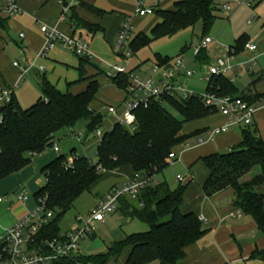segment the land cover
I'll use <instances>...</instances> for the list:
<instances>
[{"label":"trees","instance_id":"1","mask_svg":"<svg viewBox=\"0 0 264 264\" xmlns=\"http://www.w3.org/2000/svg\"><path fill=\"white\" fill-rule=\"evenodd\" d=\"M83 6L102 14L95 7ZM215 10L212 0H177L170 9L155 8L154 14L159 21L151 28L149 36L143 32L135 35L129 44L131 55L152 40L172 36L198 22L207 31L216 19ZM5 20L0 19V28H5ZM69 21L74 29L83 28L90 34L100 30L99 26L77 17L72 8ZM247 42L245 37H241L230 50L238 53L244 50ZM155 58V62L161 65H169L172 61L159 54ZM195 59L206 62L204 48L197 49ZM85 64L96 69L94 76H85ZM77 69L78 80L88 81L81 92H61L42 77L41 95L31 106L22 108L12 96L11 102L0 109V180L26 166L34 155L52 148L55 134L61 129L74 128L82 122L83 136L97 138L94 150L96 163H92L89 157L73 154L68 164L64 155H59L42 168L44 185L35 192L34 198L36 202L43 201L52 217L38 230L33 240L34 247L42 241L60 237L59 222L82 192L89 190L108 172L129 166L132 175L153 176V182L140 191L137 200L120 199L119 209L129 218L145 223L148 229L126 235L122 240L111 243L102 253L83 255L78 250L73 256L61 258L55 264H107L110 259L123 255L124 250L127 253L123 264H176L183 258L185 248L200 240L207 229L198 215L181 211L187 184L179 182L175 188H170L167 181L157 182L154 176L170 166L167 157L175 146L201 134V131L181 134L183 123L213 114V110L205 105L203 94L194 93L187 98L164 97L161 103L152 101L146 108H137L133 128L115 123L110 129L102 130L104 115L92 110L90 103L101 87L93 77L104 71L83 56L79 57ZM109 79L121 91L128 84L127 75L123 73H113ZM205 93L219 97L241 96L249 103L259 97L239 91L225 74L209 76ZM166 106L173 107L180 119L168 112ZM250 125L244 126L241 142L229 151L200 158L208 170L201 189L203 195L210 198L231 188L234 205L250 216L264 234V194L253 190L254 186L264 183V139L247 128ZM98 129L102 130L101 137L95 135ZM256 167L260 173L242 181Z\"/></svg>","mask_w":264,"mask_h":264},{"label":"crops","instance_id":"2","mask_svg":"<svg viewBox=\"0 0 264 264\" xmlns=\"http://www.w3.org/2000/svg\"><path fill=\"white\" fill-rule=\"evenodd\" d=\"M175 1L177 0H157L155 8L170 9ZM17 5L18 11L5 20L4 29L0 28V86L13 88V96H15L14 87L18 81L20 69L14 67L13 64H8L12 71L11 75L3 66V63L8 61L4 49L11 41L16 44L20 54L25 59V66L22 67H30L27 73L30 71L36 75L43 73L41 78L45 77L61 92L70 91L76 94L86 88L88 81L78 80V69L58 59V54L54 52V49L59 45L53 47L52 51L51 49L49 52L47 51L45 57H37L38 52L45 43L44 34L40 30L41 26L44 25L54 28L65 37L78 38L86 42L90 55L88 59L98 65L100 69L102 64L106 66V72L101 69L104 73L93 77V79L104 83L106 87L102 90L103 96L115 100V103L105 105L104 102L99 104V101H95V103L92 101L90 108L94 111L101 112L100 109H105L107 113L106 107L108 105H120L123 102L124 92L117 89L107 76V72L113 64L122 65L140 75L149 73V67L153 62L144 63L132 58V55L125 60L114 53V41L117 32L126 19L131 20L133 27L132 39L140 32L149 36L151 28L159 21L155 14L146 16L135 14L136 0H77L70 5L63 18L61 17L62 5L60 0H17ZM83 5L95 7L102 14L94 13ZM70 8L73 9L77 17L91 25L99 26L100 30L90 34L83 28L74 29L69 21ZM147 16L150 17L146 21L144 19ZM10 33L17 36L20 41L13 40L9 36ZM261 41L260 45L254 41H248L256 46L254 51L244 49L249 54L248 60L254 58V61L248 63V84L245 89L240 91H245L250 96H259L252 102L256 110L252 117V123L247 128H250L257 136L264 139V38ZM233 45L228 46L226 51L230 50ZM230 51L232 58L234 53L233 50ZM118 57L123 62L122 64L117 62ZM218 59H216V62ZM231 64L233 65V69L229 71L231 74L225 75L236 85L237 73L246 63L233 64L231 62ZM39 66H43L44 69L41 71ZM47 69L52 72L46 74ZM84 69L87 75L92 74L91 76H94L96 74V71H93L89 65L85 64ZM54 71H57L56 76L53 75ZM184 79H186L185 76L179 78L181 82ZM79 82L81 84L76 85ZM68 84L70 85L68 86ZM95 104L98 105L97 108H95ZM226 122L227 118L220 113H213L185 122L182 125L181 134H190L194 131H201V134L193 136L173 148V151L180 155L179 160L173 165L179 163L184 169V172L175 174V183H179L176 176L182 175L184 178L182 183L188 185L184 192L181 211L183 213L193 212L199 218L202 217L203 220L201 221L207 229L206 234L200 240L185 248L183 258L176 264H264V234L257 229L250 216L242 213L234 205L233 190L226 188L210 198H206L202 193L201 187L207 178L208 170L200 161V158L217 152L229 151L241 142V132L244 126H232L228 131L207 139L205 134L207 129L223 125ZM113 123L114 117L109 114V122L104 130L110 129ZM74 128L67 130L70 131ZM199 137L203 138V142L198 143ZM54 141L55 137L49 155L42 157L44 152L34 155L26 166L0 180V197H2L0 202V236L8 226L34 209L36 205L34 194L44 185V181L43 184L39 182L40 173L38 169L42 170L46 164L57 158L59 156L57 154L60 153V149ZM55 145L58 150L54 149ZM108 173L120 180L119 183L110 187L114 188L123 186L131 177L133 171L129 166H123ZM259 173L260 169L259 171L253 169L243 179L247 181ZM154 178L157 182L166 181L165 178L163 180L158 179L157 175ZM253 190L257 194H264V183L254 186ZM19 193L24 195L23 200L18 199ZM94 236L95 234L90 239H93ZM126 253L122 255L119 264L124 263Z\"/></svg>","mask_w":264,"mask_h":264},{"label":"built area","instance_id":"3","mask_svg":"<svg viewBox=\"0 0 264 264\" xmlns=\"http://www.w3.org/2000/svg\"><path fill=\"white\" fill-rule=\"evenodd\" d=\"M77 0H60L62 5V18L66 11ZM261 0H245L244 3L252 6ZM225 11H230L229 4H223L221 7ZM154 9L145 6V0H136L135 14L146 16L154 14ZM18 11L17 0H0V19H8ZM41 32L44 34L45 43L38 52L37 57H45L47 51L58 44L63 45L66 49L79 54L85 58H90L87 43L78 38L65 37L54 28L41 26ZM22 36V34H20ZM133 36V27L130 19H126L120 26L116 39L114 41V53L120 55L123 59L131 56L129 44ZM213 40L206 36L199 44V48H204ZM244 49L254 51L256 46L252 43H245ZM231 51L227 50L225 60L218 59L214 65L208 70L209 76L216 74H224L233 69L231 64ZM254 58L248 63H253ZM13 66L20 69L18 80L23 74H26L30 67H22L19 62L14 61ZM42 71L43 66H39ZM113 73H123L127 75L128 84L124 88V99L120 105H108L106 111L114 117V123L122 124L128 128H133L136 123L135 110L139 107L146 108L152 101L161 103L164 97L187 98L194 94L188 88L182 85L179 80L183 76H192L195 72L188 66V63L181 56L176 57L169 65H161L153 62L149 67L147 75H140L131 72L122 65L113 64L107 72L109 77ZM13 96V88L0 86V109L11 102ZM202 99L206 106L213 110V113H220L227 118V122L223 125L212 127L205 132L207 139H211L215 135L228 131L232 126H247L252 123V117L256 110L252 103L241 96H225L219 97L213 93H205ZM97 137H101L102 130L95 132ZM78 138L83 136V132L77 134ZM203 142V138L199 137L198 143ZM187 146V145H186ZM55 150L58 147L54 146ZM180 155L171 151L168 154V162L170 165L175 164L179 160ZM72 158L67 159V163H71ZM176 179L182 183L184 178L177 175ZM153 182V176L142 177L139 174H133L126 183L121 187H114L100 197L94 207L88 213L89 217L77 219L75 224L69 231L61 233L59 238L42 241L34 247L33 240L38 230L52 217V212L46 210L42 200L36 202L32 211L24 217L16 220L12 225L8 226L0 236V264H55L61 258H69L73 256L79 248L82 241L90 239L94 234V223L104 221L106 213L115 212L119 205L120 199L123 197L137 200L141 190ZM19 200L24 199V195L19 193ZM2 197H0V202ZM203 220L202 217L199 218ZM83 264V263H77Z\"/></svg>","mask_w":264,"mask_h":264},{"label":"rangeland","instance_id":"4","mask_svg":"<svg viewBox=\"0 0 264 264\" xmlns=\"http://www.w3.org/2000/svg\"><path fill=\"white\" fill-rule=\"evenodd\" d=\"M244 1L245 0H212V3L216 8V19L207 31H204L201 22H198L194 27L181 30L172 36L150 41L148 45L141 47L135 52V55L132 54V58H136L144 63H149L155 62V55L157 54L162 57H168L172 60L181 56L189 64L188 66L195 72L192 76H185L186 79L181 82L182 85L186 86L188 90L194 93L204 94L209 77V67L216 62V59L218 58L223 60L226 59V49L228 46L234 44L235 41L241 37H245L247 41H254L256 44L260 45L262 38H264V0L256 2L252 6L246 5ZM156 2L157 0H145V6L155 8ZM223 4H229L231 10H223L221 8ZM149 17L150 16H147L144 20L147 21ZM16 35H18V33H16ZM9 36L13 38V40H17V42L20 41L19 38L12 33H10ZM206 36L210 37L214 42L205 48V56L207 59L206 62H201L195 59V55L201 40ZM58 45L59 47L54 49V52L58 54V59L77 68L80 55L66 49L60 44ZM4 54L8 61H5L3 66L9 74L12 75V71L8 64L12 65V62L17 61L21 66H25V59L20 54L19 48L13 41L6 46ZM248 58L249 54L244 50L234 53L231 58L233 64L242 62L246 63L239 69L236 76V87L239 91L245 89L248 84ZM117 59V62L121 64L123 63L120 57ZM100 67L106 72V66L102 64ZM90 68H92L93 71H96L94 67L90 66ZM51 72L50 69L46 70V74ZM85 73L86 77H92V74L87 75L86 71ZM42 74L43 73H39L36 75L34 72L30 71L27 74H23L21 79L15 84L14 93L22 108L31 106L41 95L40 82ZM224 74H231V72L228 71ZM53 75L56 76L57 71H54ZM80 84L81 83L79 82L76 85ZM100 84V90L98 91L95 100H93V103H95V101H99V104L104 102L105 105L115 103V100L103 96L102 90L106 86H104L103 82H100ZM95 106V108H97L98 105L95 104ZM165 108L173 116L180 119V115L173 107L166 106ZM100 111L104 115L103 126L101 128L104 130L109 122V114L105 112V109H100ZM83 131L85 132L82 122H79L73 130H59L55 134L54 141L60 149V153L57 155H64V157L68 159L71 158L73 154H77L89 157L92 163H96L97 157L94 150L97 145V138L92 135H84L78 138L77 134ZM51 149L52 148H46L43 150L42 152L44 153L42 157L49 155ZM254 169H258L259 171V167ZM38 171L40 173L39 182L40 184H43L44 176L42 170L39 168ZM178 172H184V169L179 163L169 166L156 175L160 180L165 178L170 188H175L177 186L175 183V174ZM119 181L120 180L115 178L114 175L107 173L97 180L89 190L82 192L75 199L70 209L61 218L59 222L60 231L62 233L69 231L75 224H77V219L80 217L87 219L89 217L88 213L94 207L97 200L106 193L113 184L119 183ZM242 181H244V179ZM93 227L95 234L94 238L82 241L78 248L79 253L83 255L102 253L106 250L107 246L113 242L122 240L126 235L143 232L148 229V226L145 223L135 218H129L121 212L120 209L115 212L106 213L104 215V221L94 223ZM124 253L125 250L123 251V254ZM121 258L122 255L118 258H112L107 264H119Z\"/></svg>","mask_w":264,"mask_h":264}]
</instances>
